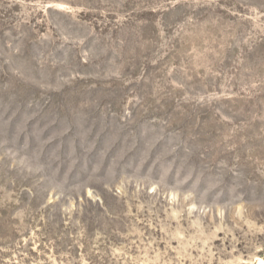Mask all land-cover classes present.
<instances>
[{"label": "rangeland", "instance_id": "374dc122", "mask_svg": "<svg viewBox=\"0 0 264 264\" xmlns=\"http://www.w3.org/2000/svg\"><path fill=\"white\" fill-rule=\"evenodd\" d=\"M264 262V0H0V264Z\"/></svg>", "mask_w": 264, "mask_h": 264}, {"label": "bare ground", "instance_id": "6f19581e", "mask_svg": "<svg viewBox=\"0 0 264 264\" xmlns=\"http://www.w3.org/2000/svg\"><path fill=\"white\" fill-rule=\"evenodd\" d=\"M259 264H264V262H263V261H261V260H259Z\"/></svg>", "mask_w": 264, "mask_h": 264}]
</instances>
